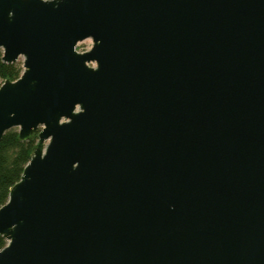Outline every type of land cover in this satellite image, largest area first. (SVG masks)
<instances>
[{"label":"water","instance_id":"1","mask_svg":"<svg viewBox=\"0 0 264 264\" xmlns=\"http://www.w3.org/2000/svg\"><path fill=\"white\" fill-rule=\"evenodd\" d=\"M0 49V264H264V0H0Z\"/></svg>","mask_w":264,"mask_h":264},{"label":"trees","instance_id":"2","mask_svg":"<svg viewBox=\"0 0 264 264\" xmlns=\"http://www.w3.org/2000/svg\"><path fill=\"white\" fill-rule=\"evenodd\" d=\"M2 55L0 51V86L6 80H17L23 70L17 63H4ZM36 140V137L32 141L19 140L17 129H10L4 134L0 142V207L8 201L11 187L20 181ZM6 245L7 240L0 236V250Z\"/></svg>","mask_w":264,"mask_h":264},{"label":"rangeland","instance_id":"3","mask_svg":"<svg viewBox=\"0 0 264 264\" xmlns=\"http://www.w3.org/2000/svg\"><path fill=\"white\" fill-rule=\"evenodd\" d=\"M92 46V40L88 39V40H85L83 42H80L77 46V51L78 52H84V51H87L91 48ZM0 51L2 52L3 54V51L2 49H0ZM17 64H19L22 68H23V57H20L18 59V61L16 62Z\"/></svg>","mask_w":264,"mask_h":264}]
</instances>
